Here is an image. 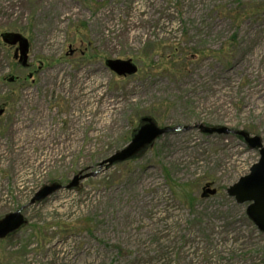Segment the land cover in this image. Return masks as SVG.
Instances as JSON below:
<instances>
[{"label":"rangeland","instance_id":"obj_1","mask_svg":"<svg viewBox=\"0 0 264 264\" xmlns=\"http://www.w3.org/2000/svg\"><path fill=\"white\" fill-rule=\"evenodd\" d=\"M2 33L30 50L24 69L0 37V219L27 221L0 240V264H264L248 203L227 194L258 150L182 130L264 147V0H0ZM143 118L180 130L101 166ZM80 172L96 174L30 204Z\"/></svg>","mask_w":264,"mask_h":264},{"label":"water","instance_id":"obj_2","mask_svg":"<svg viewBox=\"0 0 264 264\" xmlns=\"http://www.w3.org/2000/svg\"><path fill=\"white\" fill-rule=\"evenodd\" d=\"M3 44L7 46L17 45L18 58L22 66H26L27 55L29 51V42L18 33H2L0 35ZM106 66L118 76H128L136 73L137 68L130 61H110ZM2 110H0V114ZM140 126L133 135L131 141L120 151L114 153L102 165L112 166L133 159L143 153L148 147L160 137L178 132L180 128L164 127L160 128L149 118L141 119ZM197 129L207 135H229L234 134L241 137L249 149L258 150L259 160L249 169V174L240 178L235 184L227 189V194L233 197L237 204L248 203L246 215L254 224L257 230L264 234V147L258 137L250 136L242 131H232L224 127H207L205 125H195L193 127H184L183 131ZM96 173L84 174L82 172L75 175L72 180L62 186L58 183H52L41 187L32 197L30 204L39 203L61 189L72 190L79 187L81 181L95 177ZM25 220L22 209L7 214L0 219V240L15 233L21 227L25 226Z\"/></svg>","mask_w":264,"mask_h":264},{"label":"flooded vegetation","instance_id":"obj_3","mask_svg":"<svg viewBox=\"0 0 264 264\" xmlns=\"http://www.w3.org/2000/svg\"><path fill=\"white\" fill-rule=\"evenodd\" d=\"M29 42V41H28ZM10 49H12V51H13V55H12V57H13V60L14 61H16L22 68H24V69H27L28 67H29V64H28V56H29V51H28V55H27V62H26V66H22L21 65V62L19 61V58H18V52H17V45H15V46H8ZM29 50H30V43H29ZM76 51H72V50H70V53H71V55H73L74 53H75ZM108 68V67H107ZM28 77L30 78L31 77V75H28ZM17 80V78H15V77H10L9 78V82H14V81H16ZM0 110H2V113L0 114V117L3 115V113H4V110L3 109H0Z\"/></svg>","mask_w":264,"mask_h":264},{"label":"bare ground","instance_id":"obj_4","mask_svg":"<svg viewBox=\"0 0 264 264\" xmlns=\"http://www.w3.org/2000/svg\"><path fill=\"white\" fill-rule=\"evenodd\" d=\"M86 80V79H85ZM87 86L89 87V88H91L92 87V83H90V81H89V83H87ZM102 96H104L105 94H101ZM104 99H106V97H104ZM104 106H107V105H104ZM105 108V107H104ZM27 122L28 121H26L24 124H20L19 126H18V130H20V132H22L21 133V136L24 138V137H26V133L28 132V130L30 129V126H28L27 125ZM46 131H47V129H46V127H43V139L45 138L46 139Z\"/></svg>","mask_w":264,"mask_h":264},{"label":"trees","instance_id":"obj_5","mask_svg":"<svg viewBox=\"0 0 264 264\" xmlns=\"http://www.w3.org/2000/svg\"><path fill=\"white\" fill-rule=\"evenodd\" d=\"M231 16H232V15H231ZM233 17H234V20H236V15H235V16L233 15Z\"/></svg>","mask_w":264,"mask_h":264}]
</instances>
